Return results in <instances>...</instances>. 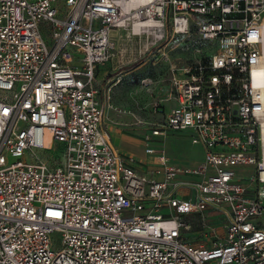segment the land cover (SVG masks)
<instances>
[{
	"label": "built area",
	"instance_id": "built-area-1",
	"mask_svg": "<svg viewBox=\"0 0 264 264\" xmlns=\"http://www.w3.org/2000/svg\"><path fill=\"white\" fill-rule=\"evenodd\" d=\"M122 33L188 55L152 163L105 122L98 69ZM168 130L204 158L149 145ZM209 213L225 233L192 242L187 216ZM262 215L264 0H0V264H264Z\"/></svg>",
	"mask_w": 264,
	"mask_h": 264
},
{
	"label": "rangeland",
	"instance_id": "rangeland-1",
	"mask_svg": "<svg viewBox=\"0 0 264 264\" xmlns=\"http://www.w3.org/2000/svg\"><path fill=\"white\" fill-rule=\"evenodd\" d=\"M128 35L122 33L116 58L106 61L98 69L102 91H105L102 96L105 103V119L109 128L114 126L113 128L121 132V139H113L121 151H127L152 163L151 155L145 153V137L152 134V126L164 119V108L172 106V103L164 99L162 109H156V103L168 96L171 89L170 64L178 63V66H182L186 63L188 55L176 48L169 54L171 59H161L160 53L154 49L144 53V39L130 38ZM167 133L166 136H151L149 145L157 150L164 149L171 159L179 163L193 164L204 158L203 147L192 143L189 132L168 130ZM125 142L128 147L123 146ZM58 151L59 146L55 154H58ZM53 152L38 150L42 155ZM161 212L170 214L167 208ZM207 215L205 214V223L199 214L187 216L191 224L187 237L192 242L207 244L216 238L213 231L205 230L206 226H213L219 235L225 233L223 219L212 213ZM258 220L264 223V215Z\"/></svg>",
	"mask_w": 264,
	"mask_h": 264
},
{
	"label": "crops",
	"instance_id": "crops-1",
	"mask_svg": "<svg viewBox=\"0 0 264 264\" xmlns=\"http://www.w3.org/2000/svg\"><path fill=\"white\" fill-rule=\"evenodd\" d=\"M105 77H106V75L105 76H103L102 77V79L104 80L105 79ZM98 78H99V76H98ZM105 122H106V125H107V120H105ZM135 123V122H134ZM136 124H138V123H136ZM108 127V126H107ZM114 126H112L111 128H109L108 127V129H109V131H110V133H111V136H112V139H119L121 136V132L119 131V129H117V128H113ZM121 139V138H120ZM114 141V140H113ZM115 142V141H114ZM127 142H125V143H123L124 145L123 146H126V147H128V144H126ZM120 149V148H119ZM123 152H126L127 153V151H124V150H122ZM129 153V152H128Z\"/></svg>",
	"mask_w": 264,
	"mask_h": 264
}]
</instances>
